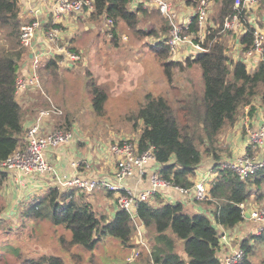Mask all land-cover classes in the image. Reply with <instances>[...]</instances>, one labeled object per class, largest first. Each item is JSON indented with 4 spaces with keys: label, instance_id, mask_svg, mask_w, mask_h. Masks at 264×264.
<instances>
[{
    "label": "trees",
    "instance_id": "1",
    "mask_svg": "<svg viewBox=\"0 0 264 264\" xmlns=\"http://www.w3.org/2000/svg\"><path fill=\"white\" fill-rule=\"evenodd\" d=\"M91 1L94 7L91 16L112 17L117 30L119 22H122L142 35L156 33V29L146 31L139 27L142 4L133 8L132 0ZM186 2L189 5L197 4V0ZM216 7L218 11L212 15V20L221 24L233 11L234 0H217ZM260 10L264 14V0ZM20 12V0H0V29L7 36L19 39L18 43L9 47H0V170L5 174L7 170L2 168V162L26 145L23 107L16 98L21 58L26 53L19 37L24 22ZM191 24L196 29V17L192 18ZM219 28L210 34H214ZM118 36L116 34L111 39L118 43ZM241 40L245 47L249 46L252 43L251 31L244 34ZM150 46L162 59L168 82L173 84L174 68L183 69V62L170 59L164 35L160 42ZM226 48V40L217 39L208 51L186 59L188 65L196 63L201 70L200 91H188L176 99L165 94L149 93L147 102L128 116L136 121L134 125L142 122L138 145L141 149L150 145L154 147L155 157L161 164V174L173 184L192 186L191 176L196 169L207 158L217 161L210 197L204 201L208 204L213 219L205 212H189L180 200L162 201L157 205L141 201L137 214L147 228L152 253L149 254L142 247L141 255L135 263H130L125 258L116 264H149L152 259L157 264H224L218 252L220 236L216 224L230 230L246 220L242 213V202L254 199L264 204V168L247 180L240 179L220 162L221 148L218 143L222 131L238 122L246 105L260 97L261 105L264 106V58L250 71L245 61L232 59ZM44 68L45 82L61 77L62 70L55 58L45 59ZM87 74L90 76L87 84L95 109L98 114L103 115L109 92L91 73ZM108 193L112 194L111 191ZM23 216L33 219V223L40 219H50L56 226L62 225L70 230V239L64 236L60 238L67 249L74 244H82L93 250L97 242L106 236L116 237L125 248L137 245L134 236L136 223L127 210L117 208L110 219L107 213L95 209L87 192L76 186H49L45 194L38 195L25 208ZM241 244L246 250V256L239 264H264V257L259 262L254 259L256 246L264 245V232L249 233L241 240ZM75 255L76 253L73 254ZM94 263L97 264L92 260V264ZM18 264L67 263L56 254H42L20 255Z\"/></svg>",
    "mask_w": 264,
    "mask_h": 264
},
{
    "label": "built area",
    "instance_id": "2",
    "mask_svg": "<svg viewBox=\"0 0 264 264\" xmlns=\"http://www.w3.org/2000/svg\"><path fill=\"white\" fill-rule=\"evenodd\" d=\"M143 1L150 2L157 7L167 20L169 34H165L164 39L169 46L171 60L177 61L181 59V56H187V47L193 53L188 57L194 58L198 53L208 51L217 39H225L226 36H230L233 41L229 49L226 45L228 55L232 59L245 61L250 71H253L264 58V17L262 16L258 20L252 13L254 10L260 9L262 0H234L233 11L224 18L221 24L211 20L214 13L213 7L217 0H197L196 5H189L184 0L181 5L190 8L188 15L185 14L186 10L183 9V6L180 7L174 0H132L133 8L138 7L139 3L142 4ZM29 9L34 13L37 8L31 4ZM93 10L91 0H54L50 17L37 15L22 23L20 43L32 55L31 69L28 73L18 75L16 93L34 92L38 99L42 97L43 102L46 103L36 108L35 116L26 129L25 147L14 151L2 162L1 166L9 171L17 170L25 174L47 175L56 183L53 185L76 186L85 192H92L100 187L111 191L114 194L117 208L127 210L136 223L135 242L137 245L132 246L126 256L128 262L135 263L141 255L142 247H145L149 254L152 253V242L147 235V228L137 214L139 202L149 201L155 192L167 186L177 188L182 194H190L196 200H206L210 197V186L216 171H208L192 186L175 185L161 174V166L155 157L154 147L150 145L141 149L138 139L132 141L129 138L110 144L107 148L108 151L103 149L113 160L112 174L108 178H95L81 173L80 167L91 169L92 161L89 159H72L70 165L75 170L72 176L66 173L62 174L52 162L50 159L51 149L72 142L77 137V131L70 128L47 129L49 120L53 116H61L64 110L45 88L40 68L44 64V60L50 57L56 59L61 70L75 65L81 60L82 52L76 49L71 38L64 34V28L61 25L62 16L87 13ZM189 13L191 14L189 15ZM248 13L252 14L248 15ZM193 17H196L197 20L196 29L192 28ZM105 19L108 34L113 37L117 32L115 20L108 16H105ZM216 28L219 29L211 35V31ZM249 30L252 34V43L245 47L241 38ZM39 33L42 34L43 41L37 44ZM253 62L256 63L255 66H253ZM246 107L245 113L249 114L251 103ZM244 123L248 133L247 149L236 154L233 159L221 161V163L230 168L240 179L247 180L264 168V151L254 152L255 148L264 147V112L260 113L257 126L253 125L248 116ZM237 127L242 130L239 122H237ZM129 177H146L148 185L142 190L134 189L125 184V180ZM241 207L243 215L246 216V212H249V219L254 222L250 232H257V234L264 232V205L258 206L242 202ZM219 236L220 245L229 247L228 252L222 257L223 263L239 264L245 258L246 250L241 244L242 237L237 230L228 231L226 228H222L219 230ZM234 238H237V241L234 242ZM149 264L157 263L152 259Z\"/></svg>",
    "mask_w": 264,
    "mask_h": 264
},
{
    "label": "rangeland",
    "instance_id": "3",
    "mask_svg": "<svg viewBox=\"0 0 264 264\" xmlns=\"http://www.w3.org/2000/svg\"><path fill=\"white\" fill-rule=\"evenodd\" d=\"M142 4L143 10L139 13L141 17L139 27L146 31L156 29V33L142 35L119 22V29L115 33V35H119L118 43L111 39L105 26L102 30V25L99 29H90V33L87 30L82 35L83 39L76 42L77 45L73 43L76 48L85 49L81 60L75 65L63 69L60 78L47 81V89L51 88L53 91L48 90L50 95L64 110L60 118L53 116L57 119V123H54L56 127L51 129L77 130L78 128L83 138H88L89 141L93 140L92 142L99 149L108 151L107 148L110 144L120 142L124 138H129L132 141L139 138L143 124L139 121L137 125H134L133 123L136 121L134 122L128 116L147 102L149 93L165 94V96L176 99V97L184 96V93L188 91L201 90L200 68L196 63L188 65L186 61V58L193 54L189 47H187L188 55H183L180 57L181 59L177 60H181L185 67L183 69L174 68V81L173 84H169L162 59L150 46V44L160 42L161 37L165 33H169L168 23L157 7L150 2L143 1ZM216 4L217 2L213 7L215 14L218 11ZM183 9L190 10L184 5ZM252 13L258 20L260 17H264L263 11L259 8ZM252 13H248V15ZM16 42L18 43L19 39L7 36L5 31L0 29V47H9ZM87 72L91 73L98 83L105 85L109 92L103 115L98 114L95 109L87 84L90 78ZM40 99L43 101L42 97ZM255 114L254 111L249 110L248 114L242 110L238 122L244 133H246L245 118L248 116L251 121ZM248 124L250 125L249 122ZM225 131L222 133H226ZM222 133L218 142L220 150H223L224 154L230 155L231 152H228L227 147L228 150L225 152V137ZM6 175L0 170V264H18L20 255L42 254H56L64 258L67 264H92V260L97 264H116L123 261L117 253L126 252V250L122 247H115L114 242L108 244V239L116 238L112 236H106L104 237L106 239L98 241L93 250L87 249L82 244H74L69 249L64 248L60 238L64 236L70 239L72 236L70 230L65 229L62 225L56 226L50 219H40L33 223V219H26L23 216L25 208L38 195L45 194L48 189L40 194H24L20 200L16 197L10 203L7 201V196L2 193ZM106 194L108 192L105 191L104 195L106 196ZM104 195L93 194L91 198L89 195L88 199L94 202V207L98 212L104 211L110 215L116 205L112 203L109 205L107 200L100 198ZM252 201L255 205H264L254 199ZM248 234L243 235V238ZM147 235L150 238L148 233ZM235 241L237 238H234ZM256 248L254 259L259 262L264 257V245H257ZM113 252L116 254L118 262H116L115 256L111 257ZM74 253H76L75 256H73ZM77 254H79L78 257Z\"/></svg>",
    "mask_w": 264,
    "mask_h": 264
},
{
    "label": "crops",
    "instance_id": "4",
    "mask_svg": "<svg viewBox=\"0 0 264 264\" xmlns=\"http://www.w3.org/2000/svg\"><path fill=\"white\" fill-rule=\"evenodd\" d=\"M177 1V0H176ZM54 0H22L21 1V17L23 21L25 22L26 20H30L33 17L40 15V16H51L52 13V6H53ZM179 6L182 7L181 5L184 0L177 1ZM33 4L36 6V11L32 13V11L29 9L30 5ZM190 10H186L185 14H187ZM188 15V14H187ZM49 16V17H50ZM100 20V21H99ZM105 15L101 16L100 18H93L91 16V12L87 13H75L71 15H64L62 16V22L61 25L64 28V34L67 37L71 38L72 43L76 44L77 41L82 40V35L90 29H95V28H100L102 25V30L104 29L105 26ZM99 22V23H97ZM90 33V32H89ZM226 45L229 49V46L233 44V41L230 39V36H226ZM43 41V36L41 33L37 35V44L42 43ZM77 45V44H76ZM75 45V46H76ZM76 48V47H75ZM78 48V47H77ZM76 48V49H77ZM82 53L84 52V48H78ZM26 51V50H25ZM87 63V62H86ZM253 66H255V62H253ZM31 69V53L26 51V53L22 56L21 58V65H20V70L18 75L25 74L30 72ZM254 69V68H253ZM40 74L43 80V83L46 88L47 82L44 81V73L45 68L44 64H42L40 68ZM49 90V89H47ZM51 92H53L50 89ZM16 98L18 101L21 103L23 107V123L25 129H27L28 125L32 122L34 116H35V111L36 108H38L41 105H44V102L41 99H38L37 95L34 92H17L16 93ZM257 99V100H256ZM256 101H253L249 109L250 111H254L256 114L252 118V123L253 125L257 126L258 120L260 117V113L264 111V106L261 105L260 102V97L255 98ZM255 103V104H254ZM254 104V107H252ZM247 108V107H246ZM244 108L243 110H246ZM263 110V111H262ZM60 118V116H58ZM57 119L51 118L49 120V123L47 124V129H51L53 127H56L54 123L56 122ZM60 121V120H58ZM76 130V129H75ZM77 137L70 143L56 147L51 149L50 151V159L52 162L57 166V168L60 170L62 174L66 173L70 176H72L75 173V170L72 169L70 165V161L74 158H81V159H86V160H91L92 161V167H91V172L90 170L84 169L83 167H80V172L84 173L90 177H104L108 178L112 174V168H113V160L108 154V152L99 149L96 144L92 141H89L87 138H83L80 134V131L77 128ZM226 133H222V135L225 137V152L230 151V155L224 154V151H221V157H220V162L221 161H229L234 158V156L244 150L247 149L248 146V133H244L243 130L238 129L237 123L229 127L228 130L225 131ZM228 149H227V148ZM264 147H259L255 148L254 152H263ZM219 163V162H218ZM217 164V161L212 159V158H207L195 171V174L191 176V179L193 183L197 181L199 178L203 177L205 174H207L208 171H216L215 165ZM159 166H161L159 164ZM214 171V172H215ZM7 175H6V182H3V194H5L8 198V202H13V199L17 197L18 200H20V197L23 196L24 194H40L45 192L49 186L56 184L53 182L47 175L43 174H25L17 170H7ZM125 184L137 189V190H142L148 185V179L146 177L139 178V177H129L125 180ZM108 192L105 188L100 187L99 189H95L92 192H87L88 196L90 195V198L92 197L93 194H102ZM105 197V198H104ZM101 196L100 198H103L105 201L107 200L109 205L115 204V199H114V194H106ZM180 200L184 203L186 206V209L193 213V212H205L209 214V216L213 219V214L211 210L209 209V206L206 202L204 201H199L196 200L193 196L185 195L179 192L177 188L173 186H167L162 188L161 190L155 192L151 198H149V201L153 203L154 205H157L161 203L162 201H177ZM90 201H92L90 199ZM93 202V201H92ZM254 201H249L248 204L252 203ZM94 204V202H93ZM95 205V204H94ZM116 205V204H115ZM117 210V205L114 210L109 215V218H113L115 212ZM104 212V211H103ZM112 216V217H111ZM218 230H221L222 228L225 229L222 225L216 224ZM248 225V226H246ZM254 222L246 217V220L241 221L240 223L236 224L234 228L230 230H237L239 235L243 239V235L248 234L253 229ZM227 230V229H226ZM106 238H103L101 240H104ZM100 240V241H101ZM114 242L116 244L115 247H122L126 250V252L121 251V252H116L121 256V260H124L126 256L129 253V248H125L124 246L121 245L120 241L117 238H111L108 239V244ZM114 247V248H115ZM113 248V250H115ZM229 247L227 245H220L219 248V254L221 257H224L226 252H228ZM116 254L113 252L111 254V257H114ZM116 259V256L114 257ZM118 259H116V262ZM140 262V261H139Z\"/></svg>",
    "mask_w": 264,
    "mask_h": 264
},
{
    "label": "water",
    "instance_id": "5",
    "mask_svg": "<svg viewBox=\"0 0 264 264\" xmlns=\"http://www.w3.org/2000/svg\"><path fill=\"white\" fill-rule=\"evenodd\" d=\"M32 56V55H31ZM246 216L249 218L250 217V214L249 212H246Z\"/></svg>",
    "mask_w": 264,
    "mask_h": 264
}]
</instances>
